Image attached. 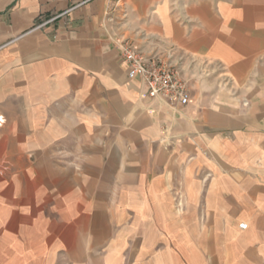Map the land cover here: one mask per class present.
Masks as SVG:
<instances>
[{
  "label": "crops",
  "instance_id": "0c3cea01",
  "mask_svg": "<svg viewBox=\"0 0 264 264\" xmlns=\"http://www.w3.org/2000/svg\"><path fill=\"white\" fill-rule=\"evenodd\" d=\"M0 264H264V0H0Z\"/></svg>",
  "mask_w": 264,
  "mask_h": 264
},
{
  "label": "built area",
  "instance_id": "2783aa9c",
  "mask_svg": "<svg viewBox=\"0 0 264 264\" xmlns=\"http://www.w3.org/2000/svg\"><path fill=\"white\" fill-rule=\"evenodd\" d=\"M116 43L120 47L122 61L127 67L129 84L139 77L150 98L164 100L173 107H184L190 103L187 83L177 66L147 58L139 47L120 37L116 38ZM164 131L167 135L168 129L165 128Z\"/></svg>",
  "mask_w": 264,
  "mask_h": 264
}]
</instances>
